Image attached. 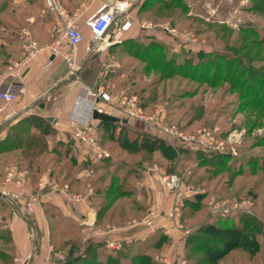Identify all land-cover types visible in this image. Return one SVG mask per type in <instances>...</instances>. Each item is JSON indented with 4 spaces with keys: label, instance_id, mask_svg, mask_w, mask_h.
Returning a JSON list of instances; mask_svg holds the SVG:
<instances>
[{
    "label": "rangeland",
    "instance_id": "374dc122",
    "mask_svg": "<svg viewBox=\"0 0 264 264\" xmlns=\"http://www.w3.org/2000/svg\"><path fill=\"white\" fill-rule=\"evenodd\" d=\"M5 1L0 0V6ZM144 1L147 13L143 20L158 25L168 24L176 32L156 30L157 39L145 36L144 41L131 40L128 43L123 53L134 56L135 61L130 66L132 74L125 80L131 88L123 94L135 96L149 115L160 109L157 126L172 124L189 134L208 129L212 145L208 149L197 144L181 145L156 128L132 119L126 120L130 121V125H126L120 136L123 138L124 135L129 141L137 133H145L162 138L175 148V157L170 160L164 159L159 152L156 154L161 161V170H174L173 173L161 174L154 184L157 192H162L164 200L168 202L159 212L173 226L177 224L179 229L182 215L183 220L188 219L183 226L188 227V235L195 234L188 243L200 247L190 250L186 260L191 264H204L203 251L208 247L220 246V243L213 244L200 233L206 222L224 225L238 223V216L246 217L245 243H250L249 237L254 238L258 234L257 223L264 224V12L258 11L264 8V0ZM118 118V123L125 119L121 115ZM21 135L8 133L3 148L10 150L23 145ZM221 143L223 150L220 149ZM22 152V158L7 157L0 162V192L12 197L10 202L0 195V264H64L71 246L77 247V253H84L89 240L78 246L77 241L64 238V233L58 227L53 230L47 258H40V252L34 246L36 238L31 234L29 252L17 257L20 252L12 243L8 214L25 218L26 212L22 213L20 209L25 207L27 211L31 210L34 200L33 196H28L27 201L22 200L29 177L28 164L32 162L29 154ZM217 154H224L221 163L214 158ZM147 160L155 162L154 158ZM12 168L16 170H10ZM151 169L155 171L154 167ZM11 171L14 176L9 178ZM170 174H176L179 178L178 185L182 192L177 222L166 217L167 209L174 202L173 193L168 190L164 180ZM7 178L10 180L7 181ZM16 179L21 184H16ZM187 187L197 191L196 194H202L203 201L183 213V203L192 200L195 195L185 193ZM212 201L228 204L248 201L252 204L249 207L251 214L212 215ZM150 214L154 215V219L158 217L149 211L126 225ZM223 219H226V223ZM166 239V236L161 238L162 246L154 254L153 260L166 256ZM117 247L121 255L144 250L142 246L133 245L128 251L122 243ZM111 250L114 249L107 247L102 253L97 250V257L103 259ZM94 251L90 253L94 254ZM90 255L87 254L85 263L80 264L92 262ZM36 259L37 263H34Z\"/></svg>",
    "mask_w": 264,
    "mask_h": 264
},
{
    "label": "crops",
    "instance_id": "0c3cea01",
    "mask_svg": "<svg viewBox=\"0 0 264 264\" xmlns=\"http://www.w3.org/2000/svg\"><path fill=\"white\" fill-rule=\"evenodd\" d=\"M60 2L68 12H78L76 23L83 36L82 44L73 55L80 68L72 76L68 75L64 50L60 48L59 53H54L48 47L59 34L53 29L56 17L44 8L42 0H6L0 6V74L10 62L23 57L29 41H35L41 48L19 75L7 79L16 89L15 100L10 103L0 101V162L7 157L22 158V151L32 159L22 197L27 201L28 196H33L31 210L20 209L26 212L25 218L8 214L12 243L20 252L17 257L29 252L31 234L36 238L34 246L38 248L40 258H47L53 230L58 227L64 238L77 241L78 246L86 240L99 244L98 250L107 249L108 242H115L117 246L122 243L128 251L131 246L139 245L152 258L162 246L161 238L166 236L165 255L171 264H178L179 260L191 264L186 260V245L195 234L186 233L189 230L183 224L188 219L183 220L182 215L179 229L159 212L168 202L154 184L161 174L169 172L161 170L158 152L151 157L155 162L148 161L143 152L127 153L118 141L123 131L120 124L129 126L130 121H116L117 126H107L92 119L93 103L85 92L87 89L103 90L113 98L127 92L131 85L125 80L132 74L130 66L135 57L123 50L131 40L144 41L145 36L157 39L158 34L133 29L105 50L90 51L87 45L91 34L85 23L102 4L112 0ZM146 13L143 2L129 12L138 20ZM126 63L129 64L126 66ZM104 107L115 111L111 114L119 119L116 102L105 103ZM71 119L80 124L93 123L95 140L109 157L96 160L90 146L74 139ZM10 132L25 133L19 136L23 145L10 150L3 148ZM186 210L187 207L183 213ZM149 211L158 215L152 229L126 225ZM233 224L239 225V222ZM204 237L213 244L219 243V240ZM249 238L257 243L256 251L240 247L219 264H264V238L260 233ZM116 249L111 252L118 251Z\"/></svg>",
    "mask_w": 264,
    "mask_h": 264
},
{
    "label": "built area",
    "instance_id": "2783aa9c",
    "mask_svg": "<svg viewBox=\"0 0 264 264\" xmlns=\"http://www.w3.org/2000/svg\"><path fill=\"white\" fill-rule=\"evenodd\" d=\"M144 0H112L111 3L102 4L86 21L85 25L91 34V41L87 45V49L94 52H101L107 47L121 41L125 34L135 29L139 32L162 30L167 33H175L176 30L168 24L158 25L147 20H138L130 16L129 12L132 8L141 4ZM44 8L56 17V23L53 27L54 31L59 34V38L52 44L51 47L54 53H59L60 48L64 50L63 57L68 68V75H74L79 70V66L74 62L73 55L77 46L82 44L83 36L77 27L78 12H68L61 4L60 0H42ZM189 40V38H188ZM40 47L35 41H29L25 48L23 57L17 61L10 62L3 74H0V101L10 103L16 98V89L14 85L7 82V79H12L19 75L26 67L30 60L40 51ZM86 95L92 100V111L112 116L111 109H106L104 104L116 102V108L119 114L125 119L136 120L145 123L151 128H156L157 131L169 136L172 140L178 141L181 145H201L205 149L211 147V135L208 129H201L196 134H189L181 131L175 125H158L157 120L160 115V109H157L154 114H147L145 109L138 103L133 95L123 94L120 97L113 98L103 90L94 92L87 89ZM110 108V107H109ZM120 120V119H119ZM118 120V121H119ZM70 126L74 128L72 136L78 142L90 146L94 150V158L96 160L109 157V153L100 148L93 135V123L80 124L77 120L71 119ZM219 149V148H217ZM222 143H221V148ZM10 170H16L14 168ZM14 173H8L11 178ZM7 178V181L10 179ZM166 187L173 193L174 202L166 211V217L170 221L177 222L179 219V204L181 191L178 185L179 178L176 174H170L164 177ZM16 184H21L19 179H16ZM181 192V193H180ZM185 193L196 194L187 187ZM2 197H7L4 192H0ZM12 202V197H7ZM79 199V196H75ZM30 203L27 205L29 206ZM252 204L248 201L240 203H226V202H210V211L212 215L219 214L226 217L230 213L251 214L249 207ZM154 215L144 216L139 221H131L129 224L132 227L140 226L143 228L152 229ZM187 233V232H186ZM108 248L116 249L115 242H108ZM155 260L159 264H171L168 256H158ZM178 264H185L183 260H179Z\"/></svg>",
    "mask_w": 264,
    "mask_h": 264
},
{
    "label": "trees",
    "instance_id": "16d2710c",
    "mask_svg": "<svg viewBox=\"0 0 264 264\" xmlns=\"http://www.w3.org/2000/svg\"><path fill=\"white\" fill-rule=\"evenodd\" d=\"M143 3H145V1H143ZM258 11L264 12V8H259ZM142 107L144 108L145 106ZM100 123L107 126L109 124H113V126H117L116 122L100 121ZM120 126L122 130L126 128L125 124H120ZM121 133L122 131L119 134V141L121 143L120 146L129 154L143 152L146 159H150L155 152H159L166 160H170L175 157L174 156L176 151L175 148L169 143L165 142V140H163L162 138L150 136L145 133L143 134L137 133L136 135H134L133 140L128 141L126 140L124 135L123 138H121L122 136ZM214 156H215L214 158L218 159L220 163L223 161L224 154H217ZM167 171L169 173L174 172L173 168H169ZM202 201H203V195L195 194L193 195L192 200H187L186 203H183L182 210L185 207L194 208ZM223 220L226 223L225 221L226 219ZM238 221H239V225H234L232 222L231 224L226 223L224 225H218L212 221L206 222L203 225L200 233L203 236H207L213 240H219L220 243V246L208 247L203 251L204 264H219L220 260H222L229 253L240 247H248L251 252L256 251L257 243L255 241H251L250 243L244 242L245 240L244 229L248 224L247 218L244 216H238ZM256 226L258 227V233H260L262 235V238H264V224L257 223ZM99 246H100L99 244L89 241L84 248V253L82 252L77 253L76 252L77 247L75 248L71 246L67 251L66 260L64 264L85 263L87 254L90 255L91 254L90 252L94 251V249H95L94 251L95 253L91 254L89 257L90 259H92V262H87L86 264H156L153 258L150 255L145 254L143 251L141 252L134 251L132 253H125L123 255H121L122 253L119 251L110 252L109 254H107L106 257L102 259L97 257L98 256L97 250L98 248H100ZM199 247L200 246L198 245H193L192 243L191 244L188 243L186 245V259L190 250H192L193 248L198 249ZM104 250L106 249L101 248V253L104 252Z\"/></svg>",
    "mask_w": 264,
    "mask_h": 264
},
{
    "label": "water",
    "instance_id": "95a60500",
    "mask_svg": "<svg viewBox=\"0 0 264 264\" xmlns=\"http://www.w3.org/2000/svg\"><path fill=\"white\" fill-rule=\"evenodd\" d=\"M91 117H92V119L104 121V122H116V121H118V119L116 117L106 115V114H102V113H98L97 111H92ZM121 122L125 123L126 120H121Z\"/></svg>",
    "mask_w": 264,
    "mask_h": 264
}]
</instances>
